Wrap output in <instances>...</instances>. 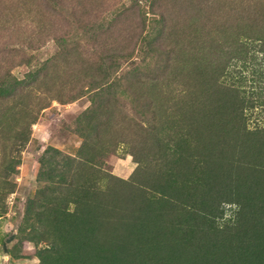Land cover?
Here are the masks:
<instances>
[{
  "label": "rangeland",
  "instance_id": "1",
  "mask_svg": "<svg viewBox=\"0 0 264 264\" xmlns=\"http://www.w3.org/2000/svg\"><path fill=\"white\" fill-rule=\"evenodd\" d=\"M17 1L0 0V95L36 71L46 101L26 126L0 110V264H264V135L237 134L262 79L237 68L235 90L203 94L222 121L188 126L185 72L152 78L185 0H51L66 21L31 48Z\"/></svg>",
  "mask_w": 264,
  "mask_h": 264
},
{
  "label": "trees",
  "instance_id": "2",
  "mask_svg": "<svg viewBox=\"0 0 264 264\" xmlns=\"http://www.w3.org/2000/svg\"><path fill=\"white\" fill-rule=\"evenodd\" d=\"M50 1L16 2L12 17L23 15L29 29L14 34L15 40L22 39V43L31 48L39 46L47 37L55 34L59 30L58 26L61 32L60 23L66 21L65 16ZM185 2V6L179 9L180 12L174 14V17L179 18L171 23L170 30L164 28L158 35L166 39L164 42L169 49L163 70L154 73L155 76L152 77L156 81L154 86L160 88L162 83L168 80L167 85L172 90H176L177 87L173 86L181 83L178 76L185 72L183 77L187 87L186 96L173 97V104L176 106L181 99L184 98L186 101L181 117L187 121L188 126L207 120L206 118L210 122L222 121L212 109L215 108L214 101L210 103V111L205 112L208 115L202 114L201 107L205 102L203 94L209 90L206 88L210 87L235 90L234 82L237 81H234L233 74L238 72L237 68L245 67L247 70L239 73L249 72L251 76L254 74L262 79L259 87L260 94H264V0H185ZM159 16L166 25L165 12L160 13ZM180 25H182L181 29H179ZM2 79L0 75V81ZM37 79L36 71L32 74L28 73L23 82L14 86L9 96L0 95V110L9 97L11 102L13 101V106L9 108L14 109L20 105L24 110L25 126L33 122L36 111L45 105V97L37 96L35 101L30 100L32 86L37 83ZM139 82L143 84L140 86L146 87L147 81L140 78L137 80V83ZM259 115L261 118L257 119L254 132H250L245 127L238 130L237 134L264 135V108L259 110ZM242 117L244 116L241 112ZM197 135L213 136L214 132L199 130ZM2 178L0 183L5 184V177Z\"/></svg>",
  "mask_w": 264,
  "mask_h": 264
},
{
  "label": "bare ground",
  "instance_id": "3",
  "mask_svg": "<svg viewBox=\"0 0 264 264\" xmlns=\"http://www.w3.org/2000/svg\"><path fill=\"white\" fill-rule=\"evenodd\" d=\"M87 236H89V235H87ZM88 246H89V245H88ZM81 250H82V249H81ZM88 257H89V256H88ZM88 257H87V258H88Z\"/></svg>",
  "mask_w": 264,
  "mask_h": 264
}]
</instances>
